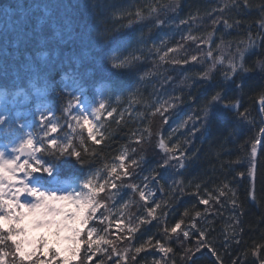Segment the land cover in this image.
I'll return each instance as SVG.
<instances>
[{
	"label": "trees",
	"instance_id": "obj_1",
	"mask_svg": "<svg viewBox=\"0 0 264 264\" xmlns=\"http://www.w3.org/2000/svg\"><path fill=\"white\" fill-rule=\"evenodd\" d=\"M226 4V10L221 11ZM21 15L25 18L20 26L10 23ZM262 18L264 0H248V4L243 0H0V86L8 87L14 97L23 86L47 83L45 96L31 104L29 121L40 124L37 108L45 104L41 100L48 101L43 110L51 113L46 118L54 119L57 132L44 136L45 143L51 134L61 148L70 142L80 151L82 162L58 151L56 155L45 153L44 159L58 172L77 179L97 170L107 176L113 165L119 166L122 153H126V166L131 159L138 162V166L128 168L131 176L144 170L152 175L166 172L154 185L153 202L142 207L129 202L124 211L114 208L112 220L104 213L106 222H95L100 226L98 235L112 240L121 256L128 249L127 258L113 255L109 260L107 254L97 253L94 260L103 259L104 264L264 262ZM209 32L213 33L211 37ZM189 36L198 39H187ZM169 48L175 51L161 60ZM209 48L212 57L206 55ZM240 52L248 71H238L225 81L223 73L229 70V59L234 58L239 65ZM193 55L196 61L191 60ZM220 56L224 57L223 65H216L210 79L203 78L213 58ZM172 58L179 61L173 70L168 67ZM146 59L155 61L157 68L144 77ZM125 60V66L111 67ZM71 83L91 97L95 90L103 92L106 108L99 115L96 140L88 137L87 126L79 135L81 129L71 113L75 102L68 92ZM216 92L223 98L212 107L205 125L203 110ZM225 102L238 104V108L225 109ZM161 105L162 115L155 111ZM7 110L10 114L1 127L0 138L5 140L7 132L10 136L23 128L28 133L26 121L17 117L18 111L9 106ZM44 125L41 128L49 131ZM161 139L168 148L177 146L175 156L184 167L178 162L163 166L162 156L156 154L161 151ZM225 184L227 189L223 188ZM116 185L117 190H123L120 179ZM220 190L224 196H219ZM128 195L124 189L122 199L127 200ZM201 199H209V204L200 203ZM157 204L156 218L147 216V208ZM141 216L150 222L141 223ZM180 221L181 229L171 233V227ZM129 227L136 231L130 233ZM182 230L189 232L187 238ZM201 231L206 245L196 251ZM161 245L172 251H161ZM100 246L111 252V246ZM137 247L142 248L139 253ZM86 255L82 247L81 256Z\"/></svg>",
	"mask_w": 264,
	"mask_h": 264
},
{
	"label": "snow or ice",
	"instance_id": "obj_2",
	"mask_svg": "<svg viewBox=\"0 0 264 264\" xmlns=\"http://www.w3.org/2000/svg\"><path fill=\"white\" fill-rule=\"evenodd\" d=\"M245 4H248V0H243ZM228 5H225V9ZM139 14V13H138ZM24 15H21L19 20L11 21V24L20 26L24 22ZM6 23L8 21L6 20ZM217 23L213 20V24ZM260 27L264 29V18L260 20ZM230 27L231 25L227 24ZM208 37H211L213 33L209 32ZM187 39L197 40L195 36H189ZM210 43V41H204ZM251 44V40L249 41ZM219 47V46H217ZM175 49L169 48L164 56L160 59L163 60L168 56L169 52H173ZM208 57H212V51L206 53ZM192 61H196L197 57L193 55ZM174 62H179L174 61ZM128 61H122L121 63H113L111 67L113 69H119L125 66ZM224 57L213 58V64L208 71H205L202 76L205 79H210V72L215 69L217 64L223 65ZM228 71L224 72L225 81L229 80L238 71H248L243 65V52H240V63L237 65L234 58H230L228 61ZM235 83V81H233ZM241 85H237L240 87ZM222 93L216 92L212 95L204 108L203 123L206 125L210 116L212 107L219 104L222 100ZM79 102V97H75ZM261 104L264 105V95L261 96ZM69 104V108L71 107ZM79 106V104L77 105ZM172 105L169 104V107ZM164 106L161 105L156 108L155 111L160 113V109ZM225 109L238 108V104L231 102H225L222 105ZM106 105L101 100L98 107H94L93 111L89 115L99 114L101 110L105 109ZM167 111V108H164ZM108 115L111 116L112 112L109 111ZM240 115H245L241 113ZM51 113H41V123L46 124L49 131L44 132V136L48 137L50 133L57 132V124L53 123L50 117ZM77 121L78 126L81 129L79 135H83V129L87 126L88 137L96 140L93 132L92 122L81 113L79 117H73ZM83 121L81 123L80 121ZM6 120L3 116H0V125H4ZM183 126V125H181ZM264 131V130H262ZM83 143V139L81 140ZM99 143V141H96ZM140 141L138 140L137 143ZM259 141H257L258 143ZM159 147L165 152L173 153L172 159H177L179 166L182 168L184 164L175 156L176 147L168 148L164 141L161 139ZM57 151L60 153L67 152L69 155L75 156L78 162H82L80 151H76L73 145L66 141L64 147L57 143L56 138L50 137L45 143L43 138H38L33 133H27L21 136L16 144L11 147V151L6 152L0 150V264H104L103 259L94 260V256L97 253L107 254L109 260L113 255L119 259H126V253L128 249H125V255L121 256V253L115 247L114 242L109 239H105L102 236H98L94 239V235L97 233L95 227L90 226V221L96 217L98 209L105 207L97 198L98 193L103 192L109 181L104 180V183H98L100 179L99 170L91 173L83 178L82 181L76 184H65L59 180L58 170L54 164L48 163L44 159V154L48 153L56 155ZM134 151V150H133ZM39 154V155H37ZM251 156L254 159L256 156V144L253 143L251 149ZM126 153H122L118 159L120 161L119 168L123 169V176H129L128 168L137 165L138 162L135 159H131L130 163L126 166ZM168 159L163 161V166H167ZM255 168V165H252ZM54 172L57 175L54 177ZM39 173V175H37ZM116 173L115 179H121L120 173L117 172V166L113 165L111 172ZM22 174V178H21ZM53 177V179H48ZM112 188H116L115 182L111 183ZM134 190L139 191L141 200H147L145 191L139 190L135 185H131ZM224 189L228 188V185L223 186ZM64 192L66 194L57 195V192ZM151 195V193H148ZM223 190L219 191V196H224ZM21 197H24V202L21 203ZM32 197L33 200L27 199ZM209 198H212L209 193ZM65 202V203H57ZM200 203L204 205L209 204V199H201ZM67 205H74L72 209H68ZM160 205L147 208V216L155 219L154 213ZM187 215V212L185 213ZM103 216V213H101ZM196 216H200L197 212ZM96 219L103 223V219L96 217ZM148 220H141V223H148ZM183 221L177 222L174 227H171L170 232L176 233L178 229H181ZM196 224H192V228H195ZM107 231V229H104ZM128 231L135 232V227H129ZM169 229L165 228V232ZM182 234L185 238L189 236L188 231H183ZM87 238L84 239L83 237ZM201 240L198 241L196 251H199L201 247L206 245L204 239V232H200ZM123 239V238H120ZM159 243V242H157ZM111 246V252L108 248H102L100 245ZM87 253L86 256H81V249ZM161 251L171 252V248L165 249L163 245L160 246ZM142 248L137 247L135 251L139 253ZM212 253L216 255L215 249H211ZM187 252H191L188 249ZM114 264H118V261H114ZM264 264V262H262Z\"/></svg>",
	"mask_w": 264,
	"mask_h": 264
},
{
	"label": "rangeland",
	"instance_id": "obj_3",
	"mask_svg": "<svg viewBox=\"0 0 264 264\" xmlns=\"http://www.w3.org/2000/svg\"><path fill=\"white\" fill-rule=\"evenodd\" d=\"M174 61H176L175 58H172V60L168 64V67L171 70H173L178 65L177 62H174ZM146 62L147 63L143 65L144 69H147L146 72L144 71V74H143L144 77H147V75L151 74L154 71V69L157 68V65H156L155 61L150 60V59H146ZM135 65L138 66L139 64L136 63ZM160 65L163 66L164 64L161 63ZM7 84L10 85V82H7ZM11 93H8V95L10 94L12 96ZM43 97H44V95H43V93H41V94H39L36 97L35 100H40ZM112 99H114V98H112ZM101 100H103L102 96L99 97L98 101H101ZM44 103H45L44 106H46L47 105L46 101H44ZM260 103H261V101H260ZM37 109L39 110L40 113L44 112V110H43L44 108H42V107H38ZM220 109H216L215 112L219 111ZM92 111L93 110H91V109H86V110H84L83 113L92 122L93 132H94L95 128H96V117L98 118V114L89 115V113L92 112ZM31 115H32V111L28 114V116H31ZM69 115H71L70 112H69ZM0 116H2V115H0ZM43 125L44 124H42L40 122L39 129H40V135L42 137L44 135V132H47V130H43L41 128ZM1 126L2 125H0V127ZM51 137H54V136H52V134H51ZM16 143H17V141L15 140V142L12 143V146L14 144H16ZM0 150H4V151L10 153L11 148L0 147ZM156 154L158 155L159 158L162 156V163H163V161L165 159H168L169 163H168L167 166H174V164L176 165V163H177V159H172L171 157H169L167 152H165L163 149H161V151L158 149ZM118 163H120V161ZM117 172L120 173V175H121L120 183H121V185L123 187V190H121V191L117 190V188H112L111 187V183L112 182H115V184L117 182V180L115 179L116 173H112L110 177H109V174L107 176H104L103 174L99 175L100 179H99L98 183H104L105 179H107L109 181V183H108V185H106L104 191L98 193V196H97V198L100 200V202L105 205V207H103L102 209L101 208L98 209V211L96 213V217H99L100 219H103V223L106 222V219L103 217L104 213H106V216L108 217V220L109 219L112 220L115 217L114 215L116 214V211H115L114 208H116V209L122 208L123 211H124L126 205L129 204V202L132 203V204H140L141 207H142V204H147L148 205L151 202H153L154 201V196L156 194L155 193L156 192L155 186H153L150 183V181L147 179L148 178V175H147L148 170H144L143 172H139L137 175H134V176L129 175L127 177H124L123 176V169H120L117 166ZM21 178H22V174H21ZM131 185H135L139 190L145 191V194L147 196V200L146 201L145 200H141V198L139 196V191L134 190L132 187H130ZM124 189H127L129 191V195H128V199L127 200L125 199L126 197L122 199V196H121V194L124 191ZM107 192H108V194L106 195V198L103 199L102 196L105 193H107ZM148 193H151V195H148ZM61 194H66V193L63 192ZM61 194L57 193V195H61ZM24 199H25L24 197H21V203L24 202ZM27 199L33 200L32 197H27ZM57 203H65V202H57ZM74 207H75L74 205H67V208L69 210L74 208ZM101 213H103V216H101ZM134 216L135 215H131L130 214V218H134ZM96 217H94L93 220L90 221V226L95 227L97 229V233L94 235V239L99 236L98 234H99V228H100V226H97V225L94 224L95 221H98L96 219ZM119 220L120 219H117L116 221H119ZM140 220H144V216H141Z\"/></svg>",
	"mask_w": 264,
	"mask_h": 264
},
{
	"label": "bare ground",
	"instance_id": "obj_4",
	"mask_svg": "<svg viewBox=\"0 0 264 264\" xmlns=\"http://www.w3.org/2000/svg\"><path fill=\"white\" fill-rule=\"evenodd\" d=\"M47 87H48V84L45 82H41L39 84H36L35 86H23L20 88L18 95L12 97L9 94L4 104L13 108L16 111H19L24 116H26L32 110L31 104L33 103V101L36 99V97L39 94L46 93ZM47 127L48 126L45 124L44 129H46ZM162 173L166 174L164 170L161 173H159L158 171L156 175H152L150 171L147 172L150 183L153 186L157 183ZM101 227H104V226H101Z\"/></svg>",
	"mask_w": 264,
	"mask_h": 264
},
{
	"label": "water",
	"instance_id": "obj_5",
	"mask_svg": "<svg viewBox=\"0 0 264 264\" xmlns=\"http://www.w3.org/2000/svg\"><path fill=\"white\" fill-rule=\"evenodd\" d=\"M261 114H262V111L260 110Z\"/></svg>",
	"mask_w": 264,
	"mask_h": 264
}]
</instances>
